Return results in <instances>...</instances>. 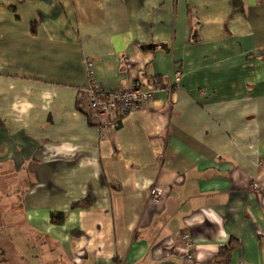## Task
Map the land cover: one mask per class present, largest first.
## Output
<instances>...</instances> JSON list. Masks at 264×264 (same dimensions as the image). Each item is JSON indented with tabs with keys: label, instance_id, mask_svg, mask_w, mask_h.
Listing matches in <instances>:
<instances>
[{
	"label": "crops",
	"instance_id": "obj_1",
	"mask_svg": "<svg viewBox=\"0 0 264 264\" xmlns=\"http://www.w3.org/2000/svg\"><path fill=\"white\" fill-rule=\"evenodd\" d=\"M0 264H264V0H0Z\"/></svg>",
	"mask_w": 264,
	"mask_h": 264
},
{
	"label": "built area",
	"instance_id": "obj_2",
	"mask_svg": "<svg viewBox=\"0 0 264 264\" xmlns=\"http://www.w3.org/2000/svg\"><path fill=\"white\" fill-rule=\"evenodd\" d=\"M87 84L83 91L87 95V105L90 112L95 116L97 126L103 130L105 128H119L124 116L135 110L140 103L151 100L158 92H170L175 88L181 77L182 71H175L167 83H161L159 80L152 81V87L147 89L139 81H134L130 87L119 90H107L98 84L92 71V63L86 60ZM159 191L153 189L151 195L156 197ZM185 246L188 250L187 259H191L190 249L193 246L191 239L185 237Z\"/></svg>",
	"mask_w": 264,
	"mask_h": 264
},
{
	"label": "trees",
	"instance_id": "obj_3",
	"mask_svg": "<svg viewBox=\"0 0 264 264\" xmlns=\"http://www.w3.org/2000/svg\"><path fill=\"white\" fill-rule=\"evenodd\" d=\"M88 204L86 202H78L74 203L71 208L72 209H78V208H87ZM66 219V214L65 213H53L50 214V222L53 225H62ZM219 258L222 262H227L228 261V252L225 249H221L219 251Z\"/></svg>",
	"mask_w": 264,
	"mask_h": 264
}]
</instances>
